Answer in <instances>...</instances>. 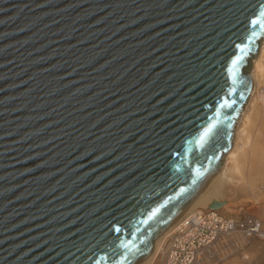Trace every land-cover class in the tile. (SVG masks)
I'll list each match as a JSON object with an SVG mask.
<instances>
[{"label": "water", "instance_id": "95a60500", "mask_svg": "<svg viewBox=\"0 0 264 264\" xmlns=\"http://www.w3.org/2000/svg\"><path fill=\"white\" fill-rule=\"evenodd\" d=\"M261 11L0 0V264H140L231 148Z\"/></svg>", "mask_w": 264, "mask_h": 264}, {"label": "bare ground", "instance_id": "6f19581e", "mask_svg": "<svg viewBox=\"0 0 264 264\" xmlns=\"http://www.w3.org/2000/svg\"><path fill=\"white\" fill-rule=\"evenodd\" d=\"M257 182L260 191L258 196H261L264 189V38L260 41L252 60L251 92L235 122L231 148L223 156L219 173L205 186L190 206L153 241L151 251L140 264H162L176 233L188 228L183 224L186 220L192 218L198 223L204 222L202 217L211 213L231 222L217 213L219 207L212 209L211 205L214 202L219 203V199L225 194H237L239 191L252 195ZM215 232L216 229H211V236ZM189 233L193 234L194 231ZM229 236H224L222 239ZM222 239L218 238L212 244V249L208 248L203 252L199 260L200 264L213 262L217 245ZM157 256L159 259L155 261Z\"/></svg>", "mask_w": 264, "mask_h": 264}, {"label": "rangeland", "instance_id": "374dc122", "mask_svg": "<svg viewBox=\"0 0 264 264\" xmlns=\"http://www.w3.org/2000/svg\"><path fill=\"white\" fill-rule=\"evenodd\" d=\"M255 186L252 195L239 191L236 192L237 194H225L219 199L220 206L217 213L233 222L244 219L255 220L260 223L263 234L245 237L243 233L237 231L222 239L217 245L213 262L209 264H264V189L263 194L258 196L260 192L258 182ZM157 259L158 256L155 261Z\"/></svg>", "mask_w": 264, "mask_h": 264}, {"label": "built area", "instance_id": "2783aa9c", "mask_svg": "<svg viewBox=\"0 0 264 264\" xmlns=\"http://www.w3.org/2000/svg\"><path fill=\"white\" fill-rule=\"evenodd\" d=\"M209 216L210 218H208ZM202 218L204 222L199 221L200 223L192 218L184 221L183 224L188 228L176 233L162 264H200L199 260L203 256V252L208 248L212 249V244L220 237L222 239V237L232 235L237 231L243 233L245 237L263 234L260 223L255 220L244 219L239 222H227L220 216L211 213H207ZM211 229H216L212 236ZM191 231L194 233H189Z\"/></svg>", "mask_w": 264, "mask_h": 264}, {"label": "snow or ice", "instance_id": "6c2138e0", "mask_svg": "<svg viewBox=\"0 0 264 264\" xmlns=\"http://www.w3.org/2000/svg\"><path fill=\"white\" fill-rule=\"evenodd\" d=\"M249 31L250 35L247 38V42L243 44H237L236 49L238 50V54L232 59V70L236 69V67L240 64V62L244 59L243 54L246 50L250 51L248 48V44L254 43L253 38H258L262 33H264V11H261L258 16L251 19L249 22ZM243 98V97H241ZM224 106H228L227 102H225ZM211 129H209L210 131ZM119 232V229H116Z\"/></svg>", "mask_w": 264, "mask_h": 264}]
</instances>
